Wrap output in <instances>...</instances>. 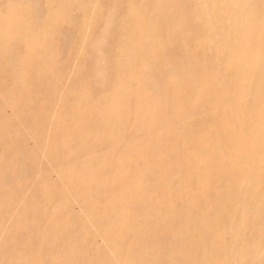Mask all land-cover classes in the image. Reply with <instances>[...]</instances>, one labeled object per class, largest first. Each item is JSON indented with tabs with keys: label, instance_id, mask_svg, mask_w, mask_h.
I'll return each instance as SVG.
<instances>
[{
	"label": "bare ground",
	"instance_id": "bare-ground-1",
	"mask_svg": "<svg viewBox=\"0 0 264 264\" xmlns=\"http://www.w3.org/2000/svg\"><path fill=\"white\" fill-rule=\"evenodd\" d=\"M32 1H30V3L28 4V2L24 3L25 0H19V1H17V0L8 1L7 0L8 3H6V4H8V5H7V8L5 9V11H2V9H0V110H2V112H5L7 109H9V107L13 106L14 104L16 105V103H17L16 95H18L17 94L18 92L23 90V86H24L22 84L23 81L21 79L24 80L28 74H31V77H32V79L34 81L39 80V79H47V80H49V82H51L52 79H54V77H56L57 70H58L59 67H61L62 69L64 68L62 72H64V71L68 72V74H66L67 76L65 75V77L60 79L62 82H64L63 83L64 87H63L62 90H59L58 93H57V95L59 96V100H58L57 106H60L62 104V101L65 99L66 90H68V88H70V87H73V81H72L73 78H74L73 76L76 74V72L79 69V66L81 64L80 61L78 63L77 60H76V55L75 56L73 55V57H75V58L72 61L69 60V61L65 62V59H63L65 63H63L62 65L59 64L58 63V58L56 59L57 55L55 56V54L57 52L52 51V48L54 49L55 46L52 47L50 43L47 44L45 42L46 39L50 40V38L52 37L53 32H54V30H53L54 28L53 27H55L57 25V23L60 24L59 22L64 21L65 23L67 22L69 24H73L74 21H76L77 19H80L83 15L85 16L84 18L86 20L83 17L82 18H83L84 21L80 19L81 20L80 22L81 23H82V21L86 22L85 24L87 26V33L85 34L84 43H83V46L81 47V49L86 44H87L86 48H88L89 47L88 43H89V41H91V39L93 37H95L96 42H97V40L100 42V44L99 45H95V47L96 46L103 47V44L109 38V33L112 32V30H111V28L113 26L112 18L114 16V13L113 12L111 13V11H109L106 14V11L104 12L103 9H102V6H101L103 2L100 5L101 1H99V0H35L34 3H32ZM138 1L141 2V3H145L146 5H148V2H149V6L152 5L150 11H151V13L153 15L156 16V18H155V16H153L152 20L156 19V22L152 23L151 25H154L156 28H158V26L160 25L159 21L163 17L166 18V16H168V17H170V18L175 20V18L179 19L183 15V11L182 12L179 11L181 14H177L176 12H174L175 10L172 11L171 9H170L171 12L169 11V13L165 14L164 11H166V8L169 10V7L164 8L165 10L163 9V13L160 10L163 7H165V6L162 5V4H164V2H174L176 0H138ZM185 1H187V2L190 1L191 3H193L194 9H192V10H193V14L196 17L195 19H197L196 21L201 23L204 27H208L209 26V28H210L209 38H210L211 45H212V42H217L216 48L219 49V51L221 53L225 54L228 59H232V62H233V59L236 60V63L238 62L237 64L239 65V67H243V70L240 71L237 74L238 81L242 80L241 82L239 81L241 83V86L237 84L238 88H236V90H239V92L235 93L232 98H229V102L228 103L226 102V103L222 104L221 106L216 104L215 100H217V99L214 100V98H216L215 95L217 97H218V95L215 94L214 91L212 92V88L209 89L207 87L208 85L206 86L208 88L206 90H203L202 87H199V86L197 87L198 90L196 89V87H194V92L195 93H196V91L198 92L195 95V99L199 100L200 96L202 97L203 94H206L207 97H205V98H207L206 100L208 101L209 104H207V102H205V100H203L204 102L201 101L200 105H202V103H203V105H204V103H206L208 105V107L210 108L211 113L214 112L213 114H215V112H219L220 111L219 109H221V112L225 111L227 113L226 110L228 108H230L229 110H231L232 106H234V105H236V106L238 105L239 106V103L245 105L246 109H250V105L255 103V100L259 96V91L263 87L259 83H256L253 78L255 76L256 77H258V76L260 77L261 74L264 72V67H263V65H264V0H185ZM123 2H125V0ZM123 2H122V5H123ZM139 2H137L136 5L134 3V5L136 6V7L134 6V10L137 8V5H138ZM119 3L121 4V0H119ZM126 3H125V5H128ZM260 3H262L261 7H259ZM116 4L118 5V1H117ZM182 4L181 5L178 4L179 7L182 8ZM175 5L177 7V4H175ZM183 6H184V4H183ZM185 6H186V4H185ZM185 6H184V9L186 8ZM118 7H120V6H118ZM140 7H141V4H140V6H138V8H140ZM144 7H145V9L148 8V7L146 8V6H143V8ZM176 7H173V8H176ZM181 8H180V10L183 9V8L182 9ZM123 9L125 10V8H123ZM145 9H144V11H145ZM138 10H140V9H138ZM138 10L136 9L137 12H138ZM185 10H187V8ZM188 11H189V9H188ZM104 14H105V17H104ZM134 14H135L134 17H132V18L139 20L140 14H137V13H134ZM146 14H148V13H146ZM121 16L122 15H120L119 18L123 17V16L122 17ZM188 17L189 16H187L186 18H188ZM133 19H130V21L135 23L134 22L135 20L132 21ZM167 21H165V22H167ZM64 22H63V24H64ZM129 22H128V25L130 24ZM81 23H80V25H81ZM146 23L143 22V21H142V23L140 22V24H141L140 27H139L140 31H138L136 33L135 32L129 33L128 37H127V40H129L134 45H137L138 41L142 40V39H145V42H146V39L149 38V35H150V32H151V31L149 32V28L146 27ZM77 24H79L78 20H77ZM136 24H138V23L136 22L135 24H133L132 28L136 27ZM123 25H121V26H123ZM60 26H61V24H60ZM121 26H118V28L121 29ZM130 26H131V24H130ZM168 26H169V24H168ZM98 27H100L99 31L96 32ZM115 27H116V25H115ZM165 28L167 29L168 27L166 26ZM80 29H81V26H80ZM114 30L117 31V29H114ZM122 30H123V28H122ZM122 30H121V33L125 32V34H127L126 31L122 32ZM76 31L78 32L79 30H77V28H76ZM208 31H209V29H208ZM119 32H120V30H118V33ZM100 34H101V36H99ZM185 34H187V32H185ZM54 35L56 36V34H54ZM77 35H78V33H77ZM118 35H120V33ZM196 35H197V32H196ZM122 36H123V34H122ZM181 36L183 37L182 34H181ZM185 37H186V35H185ZM78 38H79V36H78ZM54 39H52V40H54ZM119 39H120V36H119ZM81 40H83V38ZM58 41H59V38H58ZM58 41L56 39V42H58ZM115 41H117V40H115ZM115 41L113 40V43H115ZM202 42H203V40H202ZM22 43L25 44V46L27 47V52H28V54H27L28 55V57H27L28 60L22 57V59H25V61H23L22 59H19L17 57V54L15 53L16 52V46H18L19 44H22ZM54 43H55V41H54ZM74 43H76V41ZM125 43H127V42H125ZM125 43H123V47H124ZM24 44H22L23 48H24ZM111 45H112V43H111ZM116 45H118V42H117V44L115 43V48H116ZM119 45H121V44H119ZM185 45H188V43H185ZM107 46H108V44H107ZM127 46H125V47H127ZM26 47H25V49H26ZM146 47H147V45H146ZM20 48H21V45H20ZM105 48H107V47H105ZM118 48H120V47H118ZM59 49H60V47H59ZM90 49L92 51L95 50V49L93 50L92 48H90ZM90 49H88V51H90ZM164 49H166V47H164ZM152 50H154V48ZM19 51H20V49H19ZM23 51H26V50H22V53H25ZM74 51H76V50H74ZM78 51H77V54H79ZM81 51H83V50H81ZM95 51L97 52V47H96ZM109 51H108V53H106L107 55L110 54ZM94 52H91V53H94ZM96 52L94 53V55L97 54ZM110 52L112 53V51H110ZM113 52H114V55L117 56L115 54V52H117V51H113ZM118 52H120V51H118ZM153 52H151V53L153 54ZM195 52H196V50H195ZM81 53L82 54L84 53L85 55H89V54H86V50H85V52H81ZM104 53L105 52L103 50L99 51V56H98V60H97V63L100 65V67L103 66L102 68H104L108 63L110 64V62L106 63V56H105ZM124 53H126V49H125ZM124 53H121V54L124 55L123 57H125V58H123V57L122 58L125 60L127 56ZM132 53H133V51H132ZM142 53H144V52H142ZM149 53H150V51H149ZM154 54H153V57H154ZM66 55L69 56L70 54L66 53ZM110 55L113 58L114 55L113 54H110ZM84 56L80 55V56H77V57L78 58L80 57V59H81V57H83V59H84ZM183 56H184V54H183ZM111 57H110V59L112 60ZM118 57H120V56L118 55ZM118 57H114V58H118ZM137 57H139V56H137ZM65 58H67V57H65ZM86 58L87 57H85V59ZM127 58H130V60H132L134 57L131 58V56H130V57H127ZM68 59H70V58H67V60ZM85 59L83 61H85ZM119 59L121 61V57ZM123 59H122V62H123ZM117 61H119V60H117ZM128 61H129V59H128ZM169 61L173 62V60H169ZM190 61L188 62V64L190 63ZM163 62H165V60ZM127 63H129V62H127ZM236 63H234V65H236ZM110 65H112V64H110ZM110 65H109V67H110ZM114 66L116 67V65H114ZM118 66H119V64H118ZM173 67H174V64L172 66L171 64L162 63V61H160V60L154 61L153 65L151 67H147L146 66V69L141 72V75L139 74L140 75L139 87L141 88V90L147 91L148 93H158L157 95H165V96H167V94H170L172 92L175 93V94L177 93L178 95H182L184 90H185V88L183 86L184 83H183V85H181L182 81L178 80L177 77L174 76V75H172V77H173L172 79L167 77L170 73L173 74L172 72H174L173 69L176 67V65H175L174 68ZM189 67L187 65V68H189ZM112 68H114V67H112ZM5 71H8L7 74L11 75V78H13V79H11V80H13V82H10L8 80L6 85L3 82V81H5V79H3V78H6V76L3 74ZM96 71H97V69H96ZM107 71H109V70H107ZM114 71H116V69ZM114 71H112V72H114ZM139 71H141V70H139ZM118 73H119V71H118ZM185 73H186V69L184 68V74ZM101 74H102V72H100V75ZM131 74L135 75V72L134 73L133 72L130 73V75ZM191 74H190V76H191ZM103 75H105V74H103ZM110 75L111 74L106 75V76H110ZM116 75L114 74V76H116ZM124 76L125 75H123V77ZM215 76H216V74H215ZM77 77H78V74H77ZM129 77H132V75L129 76ZM129 77H128V79H129ZM251 77H253V78H251ZM98 78H100V77H98ZM192 78H194V77H192ZM58 79H59V77H58ZM133 79H136V78H133ZM94 80H96V79H94ZM105 80H107V77H106ZM108 80H109V78H108ZM193 80H195V79H193ZM203 80H204V78H203ZM213 80H215V79H213ZM99 81H100V79H99ZM124 81H126V79ZM98 82H97V84H98ZM42 83H45V81H43ZM196 83L198 84V82H196ZM100 84H101V82H100ZM85 86L86 85L82 86L83 89H84ZM89 87H90V85H89ZM113 87L114 86H111L110 89L113 90ZM185 87H188L187 84L185 85ZM19 88H21V90ZM25 88H27V87H25ZM115 88H116V90L118 89L116 87V85H115ZM203 88H205V87H203ZM37 89H38V87H37ZM40 89H38V91H36L35 88H34V90L36 91L35 93L38 94ZM83 89H82V91H83ZM130 89H133V88L130 87ZM86 90L88 91V89H86ZM121 90H122V88L119 89V91H121ZM189 90H190V87H189ZM27 91H26V93H27ZM79 91L75 90L76 94H79ZM92 91H93V89H92ZM109 91L110 90L108 89V92ZM114 91L115 90H113L111 92H114ZM199 91H200V93H199ZM219 91H221V90H218V92ZM23 92H25V91H23ZM129 92H131V91H129ZM223 92H222V94H224ZM26 93H25V96L27 95ZM46 93H48V92H46ZM85 93H87V92H85ZM212 93L215 94L213 96L214 98H211ZM91 94H90V96H92ZM103 94H101V95H103ZM109 94H110V92H109ZM125 94H123V96H125ZM43 95H45V94H43ZM80 95H81V93H80ZM87 95H88V93H87ZM135 95H133V97H135ZM185 95H186V93H185ZM81 96H83V92H82ZM175 96H176L175 98H177V95H175ZM41 97H42V94L40 95L39 99H41ZM96 97H98V96L96 95ZM106 97H107V95H106ZM115 97H117V96L115 95ZM219 97H220V95H219ZM219 97H218V99H219ZM263 97H264V95H263ZM83 98H84V96H83ZM86 98L87 97H85V99ZM129 98H130V96H129ZM140 98H142V97H140ZM192 98H194V97H192ZM224 98H222V99H224ZM95 99L91 102L94 105H95L94 101H96ZM47 100H48V98H47ZM90 100H92V99L90 98ZM124 100H125V98H124ZM129 100L132 101V99H129ZM44 101H46V100H44ZM100 101H101V103L103 102V105H105V104L108 105L107 104V99L105 97H103V98L101 97L99 102ZM148 101H150V100H148ZM111 102H112V100L109 101V103H111ZM117 102H119V100H117ZM140 102H142V101H140ZM218 102H219V100H218ZM220 102H222V101H220ZM42 103L43 102H41V104ZM46 103H47V101H46ZM198 103L199 102L197 101V104ZM23 104H21V105H23ZM80 104H82L81 106H86L87 108L90 107L88 105L89 103L87 104V99H86V101L85 100L82 101V99H81V102L79 103V105ZM116 104L117 103H114V105L111 104L110 106H108L109 110L106 107H101V110H100V107H98L99 109L98 108H96V109H98V111L100 110V113H104V112H109L111 109H113L116 106L114 108L115 111H116V108L118 109V107H119ZM157 104H159V103L157 102ZM166 104H167V102L165 103V105ZM206 104H205V106H206ZM192 105H194V104L192 103ZM126 106H129V104L126 105ZM143 106L144 105H142V107L140 106V108H141L140 110H141L142 114L144 112V110L142 112V109L144 108ZM15 107H16L15 109L18 112L17 106H15ZM173 107L172 108L170 107V108L173 109ZM259 107H260V104H259ZM174 108L176 110V107H174ZM89 109H91V108H89ZM89 109H87V111ZM96 109L94 108L95 112H96ZM123 109H125V107ZM169 109H167V110L164 109V110L168 112ZM201 110L202 109H200V111ZM203 110H205V109H203ZM257 110H258V108H257ZM89 111H88V113H90ZM113 111H111V112L113 113ZM124 111H126V110L122 111L123 114H125L127 112V111L126 112H124ZM172 111H174V110H172ZM58 112L60 113V111H58ZM116 112H115V114H116ZM136 112H138V111H136ZM176 112H177V110H176ZM186 112H188V111H186ZM225 112H222V113H225ZM258 112L259 113H257V115H255L253 117L254 118L253 121L250 119V121H252V123L249 126H247V128L244 127V126H243L244 128L243 127L240 128L241 132H242V130H244L246 134H249V135H254L255 134L258 138L256 137L257 139H253L252 138L253 136L250 137L251 140L248 139V141L249 142L251 141V143H248L246 146L244 145L245 147L241 151L240 150L236 151V154L239 153V151H240V154H238V155L239 156L243 155L244 156V160L243 161L239 160V161H237V163L235 165L233 164L234 167H232L233 171L231 170V172L234 173V176H233L234 178L238 177V178H235V179L232 177L233 181L235 180L234 185H231V183H228V182L227 183L221 182L218 187L214 186L215 187L214 188V187H212V185H209L208 187L206 186L207 187L206 188L205 184H204L205 189H201V190L198 189L197 190L196 187L193 184H195V182L197 180V177H201V176H197L198 175V172H197L198 168H197V170L194 169L192 171L188 170V169H191V168H183V169H185L184 176H181V177H178V178L174 177V178L166 179L168 181V183L166 184V189L160 195L152 194L151 193V191H152L151 189H150L151 191L142 193V195L141 194H134V195L131 196L129 194H122V193L118 194L117 193L116 199L112 201L111 206H110V202H109V206L110 207L103 206L100 203L99 200L103 199V198H101L102 195L100 196L99 200H96L94 198L91 199L88 196L83 197L81 199L74 196V198H72L71 200L73 201V203L78 205L79 209L81 208V210H83L85 214L81 213L82 214L81 216L75 215L74 217L72 215V217H73V218L71 217L72 220H69L68 217H67L66 220L63 219L64 221H62V222L59 221L60 223H58V221H57V223L54 224L53 217L50 215L51 216L50 217L51 219L49 218L50 221L48 222V220H46L47 223H44V216H42V214L37 209L35 210L34 208H30L28 210H25V211H27L26 212L27 213L26 217H27V215L31 217L30 223H31V225H33V231L32 232L35 234V236L38 234L41 237L40 240L42 241V245L40 247H42V246L43 247L41 248V250H40V247H39V250H40L39 252L40 253L36 254L38 251L36 252L35 247L33 248V244H36V243H38L40 241L38 239L39 241L37 242V240H34L32 242V245H31V242H30V244H23L21 247H19V245H18L17 247L19 248V251L17 252L16 256H14V257L10 256L11 252H10V255H8L6 253L7 251L5 252V250H6L5 249L2 254L0 253V264H264V100H261V111L259 110ZM55 113H57V112L55 111ZM84 113H86V112H84ZM92 113H94V112L91 109V114ZM206 113H204V116H205ZM236 113H237V111H236ZM91 114H90V119H92L91 118V116H92ZM84 115L87 116V114H84ZM96 115H98V114H96ZM127 115H128V113H127ZM127 115H126V117H127ZM143 115H145V114H143ZM237 115H235V116H237ZM47 116H48V114H47ZM103 116L105 117V115H103ZM201 116H200L199 119H201ZM207 116H209L208 113L206 115V118H207ZM219 116H220L219 118H221L220 120H222V122H224L223 118H225L226 114H223L222 116L219 115ZM9 117H11V115H9ZM92 117H94V116H92ZM168 117L169 116H167V118ZM209 117H211V115ZM237 117H239V115ZM16 118H17V121H18L17 122L18 127L16 129H20L21 130V131H18L19 133H17V132L16 133H17V135L19 134V136L23 137V138L19 137L20 141H22L21 139H28L29 142L33 143L32 141L34 140V137H33L34 135L32 136V135L27 134L29 132V130H27V133L26 132L24 133V131H26L25 130V126H26L25 121L18 115H16ZM75 118H77V117L75 116ZM99 118H100V115H99ZM105 118L102 121L101 120L98 121L99 123H101L102 126H103V124L105 125L104 128L107 126V124H109L107 122H104ZM215 118H216V114H215ZM219 118L217 117L218 120H219ZM228 118H229V116H228ZM61 119H60V122L62 121ZM79 119H80V117H79ZM171 119L172 118L169 117L168 120L171 121ZM179 119L180 118H178L177 121H181L182 117H181V120H179ZM196 119H197V117H196ZM217 119H215V120H217ZM236 119L237 118H235V120ZM8 120L10 122V119H8ZM51 120H53V119H51ZM185 120L187 121V119H185ZM188 120H190V119H188ZM218 120H217V122H218ZM38 121H39V119H38ZM71 121H73V120H71ZM71 121H69V122H71ZM229 121H233V120L229 119ZM215 122L216 121H214L213 123H215ZM36 123H37V121H36ZM36 123H33V124H35V126H36ZM73 123L74 122H72V124ZM78 123H81V121H79ZM145 123H146V121H145ZM148 123H149V121H148ZM148 123H146V124L148 125ZM208 123H210V122H208ZM238 123L240 125V122H238ZM27 124H28V122H27ZM203 124H205V123H203ZM28 125H30V124H28ZM70 125H71V123H70ZM73 125H71V128H72ZM163 125H164L163 123H160L159 125H154L153 124L152 125L153 127H150L149 125L148 126L150 127L149 129L155 128V130L158 129V131L160 133H162L161 129H163ZM180 125H182V124H180ZM75 126H77V125L75 124ZM90 126H92V125H90ZM96 126H97V124H96ZM143 126L146 127L145 125H143ZM166 126L167 125H165V128H166ZM212 126H214V124ZM225 126H229V125H225ZM232 126L234 127V123H233ZM53 127H56V126H53ZM173 127H172V129H173ZM183 127H186V126H183ZM207 127H208V125H207ZM214 127L216 129V126H214ZM222 127H220L219 129H221ZM31 128H32V126H31ZM74 128H76V127H74ZM115 128H117V127H115ZM123 128H121V129L123 130ZM223 128H225V127H223ZM68 129H70V127ZM126 129H127V127H126ZM167 129H168V127H167ZM170 129L171 128H169V131H170ZM202 129H200V130H202ZM209 129H207L206 131H208ZM92 130H93V128H92ZM92 130H88V131L92 132ZM212 130L213 129L211 128V131ZM6 131H7V129H6ZM6 131H5V133H6ZM10 131H11V129H10ZM10 131H9L8 134L10 136L14 135V134H11ZM49 131H52V130L50 129ZM54 131H56V130H54ZM62 131H64L66 133V129H62ZM81 131H83V130H81ZM110 131L111 130H109V132ZM136 131L138 132L139 130L137 129ZM190 131H191V128H190ZM240 131H238L239 135H240ZM33 132L36 133L35 131H32L31 133H33ZM67 132H68V130H67ZM151 132L152 131H150V133H148L145 136H150V135L154 136L153 134H151ZM175 132L176 131L174 130V133ZM2 133H4V132L2 131L0 133V135ZM61 133H63V132H61ZM87 133H90V132H87ZM87 133H86V136H88ZM98 133H100V132H98ZM126 133H127V131H126ZM180 133H181V131H180ZM201 133H202V131H201ZM204 133H206V132H204ZM204 133H202V134H204ZM108 134L109 133H107V135ZM210 134L214 135V131L212 133L210 132L209 135ZM4 135H6V134H4ZM66 135H63V137L66 136ZM94 135H95V133H94ZM98 135H100V138L102 137L101 134H98ZM179 135H181V134H179ZM179 135H178V138L180 137ZM243 135H244V133H243ZM51 136H53V135H51ZM112 136H113V134H112ZM115 136H117L116 133H115ZM159 136H160V134L158 135V137L156 139H158ZM165 136H166V138H170L172 140V137H167V134ZM228 136H229V134H228ZM5 137H7V135ZM72 137H74V136H72ZM106 137H108V136H106ZM246 137L248 138L249 136L246 135ZM92 138L95 139L94 137H92ZM137 138L138 137H136V139ZM149 138H151V137H149ZM202 138H204V136ZM216 138L217 137H215V139ZM239 138H241V136ZM2 139L3 138H1V141H2ZM11 139H12V136H11ZM11 139H10V141H11ZM15 139L18 141L17 138H15ZM48 139H50V138H48ZM174 139H176V138H174ZM179 139H185V138H183V135H182V137H180ZM226 139H229V137H227ZM95 140H98V138L95 139ZM103 140H104V138H103ZM186 140H187V138H186ZM190 140H191V138H190ZM205 140L207 141V139H205ZM210 140H209V142H210ZM217 140H216V143H217ZM219 140H220V137H219ZM46 141L49 142L48 140H46ZM81 141H82V139H81ZM145 141H146V139H145ZM26 142H27V140H26ZM94 142L95 141H93V143ZM106 142L103 141L101 145L100 144H95V145L93 144L94 146H92L90 149H88L85 152V155H86L85 159H87V160H85V164H87V166L89 164L91 166L93 164V162H94V164L97 162V158H98L99 154L92 155L93 153H96L97 151H100L101 148L104 147V145H107V149H108V146H111V144H105ZM116 142L117 141L115 140V143ZM131 142H132V139H129L125 143H130V144H128V146H130L131 144H132V146H134L133 143H131ZM149 142H151V141H149ZM187 142H186V144H184L185 142L184 143L181 142V143L184 144V146H186V145L189 146L190 142H189V144H187ZM227 142H228V140H227ZM115 143H114V146H115ZM164 143H166V142L164 141ZM240 143L242 144V142H240ZM3 144H5V142ZM14 144H13V146L15 147ZM18 144H20V143H18ZM27 144H26V146H27ZM33 144H37V143H33ZM33 144H32L31 147H33ZM81 144L83 146V143H81ZM218 144H219V146L222 145V143L221 144L218 143ZM235 144H236V140H235V143H233L232 145L235 146ZM50 145L51 144L49 143L48 146H50ZM158 145H160V144H158ZM205 145H207V144H205ZM205 145L202 146V147H204L203 149H205ZM237 145H238V143H237ZM7 146H10V145H7ZM156 146H157V144H156ZM169 146H170V149H172V147H174V146H172V143L170 144V142H169ZM188 146H186V147H188ZM210 146L212 147V149L214 148L211 144H210ZM210 146L209 145L206 146V149L208 147H210ZM239 146H241V145L239 144L238 147ZM28 147H29V145H28ZM64 147H67V146H64ZM134 147L136 148V146H134ZM45 148L47 149V145H46ZM45 148H43V149L46 150ZM53 148H55V144H54ZM167 148H169V147H167ZM175 148H177V147H175ZM227 148H228V146H227ZM232 148H231V150H232ZM8 149H9V147H8ZM114 149H116V147H114ZM133 149H131V150H133ZM163 149H165V148H163ZM180 149H182V147ZM217 149H219V151H221L220 148L217 147ZM229 149H227L228 152H229ZM18 150L19 149H18V145H17L16 151H18ZM34 150H38L37 147ZM57 150H58V147H57ZM59 150H60V148H59ZM104 150H105V147H104ZM214 150H215V148H214ZM10 151H12V150L10 149ZM10 151H8L7 153H9ZM190 151H193V150H190ZM28 152H29V150H28ZM199 152H200V149H199ZM14 153H15V151H14ZM25 153L27 154V151ZM62 153H64V152H62ZM80 153H83V152L82 151H76L75 152V156L78 159L80 158V155H81ZM128 153H133V151L132 152L129 151ZM155 153H156V151H155ZM51 154H52V150H51ZM51 154H49V152L48 153H43V159L44 160H42V161H44V163H45L44 165H45L47 171H49L51 173H54V171H57L56 174L58 172L59 173H63L61 170L65 171V167L57 165L59 163V160H58V163L56 162V165H57L56 166L55 163H53V161H52V158H51L52 155ZM178 154H179V152H178ZM216 154H217V150H216ZM0 155H1V158H3L2 155L6 156V153L5 154L4 153L3 154L0 153ZM56 155H58V154H56ZM60 155H62L61 152H60ZM65 155H68V154L67 153L63 154V156H65ZM213 155H214V153H213ZM24 156H25V154H24ZM130 156H132V155H130ZM188 156L193 158L194 161H195V159L198 156V153L197 154L190 153V154H188ZM16 157H18V156H16ZM29 157H30V155H29ZM175 157H178L177 154H176ZM172 158H173V156H172ZM203 158L204 157H202V159ZM209 158L212 159L210 156H209ZM13 159H11V160H13ZM206 159H208V157ZM227 159H229V158H227ZM212 160H210V161H212ZM0 161H2V160H0ZM60 161H62V160H60ZM130 161L131 160L129 159V162ZM222 161H224V160H222ZM235 161H236V159H235ZM139 162H141V161H139ZM203 162H205V161H203ZM208 162H209V160H208ZM79 163H81V162H79ZM211 163H213V161ZM197 164H195L194 166H196ZM209 164H210V162H209ZM134 165H136V164H134ZM134 165H132V167ZM227 165H228V162H227ZM227 165H226V167H227ZM7 166H9V165H7ZM78 166L81 167L82 164H80ZM130 166L129 167L127 166V168L130 169ZM6 167H4L5 168L4 170H6ZM91 167H93V166H91ZM209 167H210V165H209ZM226 167L224 169V164H223V170H227ZM22 168H24V166H22ZM151 168H152V166H151ZM16 169H19V168H16ZM98 169H99V167H98ZM152 169L155 170L154 168H152ZM73 170H75V169H73ZM110 170L111 169H109V171ZM199 170H200V168H199ZM14 171H15V168H14ZM129 171L131 172V170H129ZM206 171H207V169H206ZM208 171H209V169H208ZM19 172H20V170H19ZM66 172H67V175H69V177H71L70 174H69L71 172V169H70L69 173H68V170ZM66 172H65V174H66ZM228 172H226V173H228ZM6 173H7V171H6ZM42 173H43V171H42ZM73 173H74V171H73ZM88 173H90V171ZM88 173L86 175H89ZM208 173H210V172H208ZM223 173H225V172H223ZM226 173L224 175H226V177H227ZM4 174H5V172H4ZM20 174H21V172H20ZM20 174H19V176H20ZM125 174H127V173H125ZM167 174H169V172H167ZM53 175H55V174H53ZM98 175H100V173ZM210 175L212 176L211 173H210ZM217 175L220 177L219 174H217ZM217 175H215V176H217ZM231 175H232V173H231ZM57 176H58V174H57ZM76 176H77V174L75 175V177ZM6 177H7L6 175L3 176V178H1V176H0V181L4 180ZM14 177H16L15 174H14ZM72 177H73V175H72ZM154 177L155 176H153V178ZM19 178H21V177H19ZM78 178L76 179L75 182H77L80 179V178L79 179ZM106 178H107V175H106ZM108 178H109V172H108ZM138 178H140V177H138ZM229 178H231V177H229ZM52 180L53 179H52V175H51V181ZM61 180H63V179H61ZM89 180L90 179H88V181ZM98 180H100V179H98ZM208 180H210V179H207V182H208ZM219 180H220V178H219ZM222 180L223 179L221 178V181ZM68 181L71 182V180H68ZM123 181H124V179H123ZM226 181H228V179ZM52 182H54V181H52ZM62 182L63 181H61V183ZM152 182H154V181H152ZM197 182H199V181L197 180ZM45 183L46 182H44V184ZM96 183H97V181H96ZM103 183L101 182V184H103ZM71 184H73V181H72ZM69 185H70V183H69ZM69 185H68V188L70 187ZM184 185L186 187H184ZM59 186H58V188H59ZM85 186H87V184ZM94 186L96 187V185H94ZM159 186L160 185H158L157 187H159ZM36 187H38V186H36ZM64 187H65V185H64ZM64 187H63V189H64ZM161 187H162V184H161ZM106 188H107V190H109V191H107V194L109 192L110 193L112 192L111 194H113V191H115V190L112 191V190L108 189L109 188L108 185H107ZM160 188H158V189H160ZM65 190H66V188H65ZM49 191H51V188L48 189V192ZM72 191L73 192H71V193H74V189ZM71 193H70V195H71ZM97 193H98V191H97ZM110 193L108 195H110ZM5 194H6L5 198L7 196H9V193L7 192V190L4 187L0 186V198H3V195H5ZM107 194L103 195V197H106ZM50 195L52 196V194H50ZM72 195H71V197H72ZM54 196H55V193H54ZM54 196H52V197H54ZM57 196H58V194H57ZM61 197H63V196H61ZM25 198H26V196H25ZM40 198H42V196ZM17 199L19 200V196H18ZM23 199L24 198L22 196V201H23ZM64 199H62V200H64ZM31 200L35 201L36 198L31 199ZM53 200H51V201L53 202ZM103 200H105V199H103ZM51 201L48 200V203L51 202ZM31 202H33V201H31ZM33 203H31V204H33ZM38 203H37V205H38ZM70 203H72V202H70ZM73 203H72V205H73ZM12 204H14V203H12ZM51 204H53V203H51ZM6 205L9 206L8 204H6ZM17 205H18V203H17ZM17 205L15 203L16 207H17ZM34 205H35V203H34ZM12 206L10 205L11 208H12ZM22 206L25 207V205H22ZM92 207H97V209L92 208ZM14 209L16 210L15 207H14ZM20 209H21V207H20ZM20 209H19V211H20ZM60 210L62 211V208H60L57 212H59ZM66 211H67V209H66ZM16 212L14 211V213H16ZM23 212H24V210H23ZM41 212H43V211H41ZM64 212H65V208H64ZM53 213H54V211H53ZM59 214H60V216L62 215L61 213H59ZM5 215H6V213H5ZM16 215H18V214H16ZM68 215L69 214H65V216L64 215L63 216L66 217ZM8 216H9V214H8ZM82 216H83V218H82ZM11 218H12V216L9 218V220H11ZM20 221H21L20 223L22 224V220L21 219H20ZM23 221H24V219H23ZM11 222H12V220H11ZM17 223H18V221H17ZM14 225H16V224L14 223ZM6 226H7V224H6ZM18 227L20 229L21 226H18ZM253 227H256V229L258 230V235L255 238L250 237V234H249V230L251 228H253ZM13 228H14V226H13ZM21 229H25V228H23V226H22ZM17 233H18V231H17ZM7 235H8V231L3 229L0 237L4 238ZM29 235H30V233H29ZM90 236H92V238H93L92 239L94 241L93 243L94 244L96 243L95 245H89L90 243L88 241L89 240L88 238ZM20 237H22V236L20 235ZM25 242H28V241H25ZM8 244H10V243H8ZM13 244H11V245H13ZM9 251H11V249ZM12 253H14V252H12Z\"/></svg>",
	"mask_w": 264,
	"mask_h": 264
},
{
	"label": "rangeland",
	"instance_id": "rangeland-1",
	"mask_svg": "<svg viewBox=\"0 0 264 264\" xmlns=\"http://www.w3.org/2000/svg\"><path fill=\"white\" fill-rule=\"evenodd\" d=\"M8 1H10V0H8ZM17 1H19V0H17ZM30 1H32V0H25L24 3L28 2V4H29ZM99 1H101L100 5L103 2L102 5H101L103 11L104 12L106 11V14H107V12L111 11V13L112 12L114 13V16L112 18V23H113V26L111 28L112 32L109 33V38L107 39V41H105V43L103 44V47L96 46L97 47V52L95 51L96 50L95 45H99L100 42L98 40L96 42L95 37H93L91 39V41H89V43H88L89 47L88 48H86L87 47L86 46L87 44H86L84 46L85 48L83 47L84 49L83 48L81 49V47L83 46V43H84L85 34L87 33V26L85 24L86 22H83L84 21L83 18L85 17L84 15L82 16L83 18L82 17L80 18L81 20H83L82 23L80 22L81 21L80 19H77L79 24H77V20L74 21L73 24H69L67 22L65 23L64 21L59 22L62 27L60 26V24L57 23V25H56L57 27L56 26L53 27L54 28L53 29L54 32H53V35L50 38V40H47V39L45 40V42L47 44L50 43L52 47L55 46L54 49L52 47L51 48H52V51L57 52L55 54V56L57 55L56 59L58 58V63L59 64L62 65L63 63H65V62H67L69 60L72 61L75 58V57H73V55L74 56L76 55L77 62L79 63V61H80V63H81L80 66H79L78 71L73 76L74 77L73 80H72L73 81V87H70V88H68V90H66V93H65L66 96H65V99L62 101V104L60 106H57V103H58V100H59V96L57 95V93H58L59 90H62L63 87H64V84H63L64 82H62L60 79L65 77V75L68 74V72L67 71L62 72L64 68L62 69L61 67H59L58 70H57L56 77H54L55 80L52 79L51 82H49V80H47V79H39V80L34 81L32 79V77H31V74H28L24 80L21 79L23 81L22 84L24 86H23V90L18 92L17 93L18 95H16V97H17L16 105L14 104L13 106L9 107V109H7L5 112H2V110H0L1 111L0 112V133L2 131L4 132V133H2L0 135V137L3 138L2 141H1V138H0V150H1L0 153L1 154H3V153L5 154L6 153V156L2 155L3 158H1V155H0V160L3 161V162L0 161V166L2 167V168L0 167V176H1V178H3V176H5V175L7 176L4 180H2L3 182L0 181V186L4 187L7 190V192L9 193V196H7L6 198H5L6 194L3 195V198H0V207L2 208V209L0 208V235H1L3 229L8 231V235L7 236H5L4 238L0 237V240H1L0 241V253L1 254L6 249L5 252L7 251L6 253L8 255H10V252H11L10 256L14 257V256H16L17 252L19 251V248L17 247L18 245H19V247H21L23 244H30V242H31V245H32V242L34 240H37V242L40 240L41 237L38 234L35 236V234L32 232L33 231V225H31V223H30L31 217L28 216V215L26 217V214H27L26 212L27 211H25V210H28L30 208H34L35 210L37 209L42 214V216H44V223H47L46 220H48V222H49L50 219H51L50 218L51 216L53 217L54 224L57 223V221H58V223H60L59 221L62 222L64 220H66L67 217H68L69 220H72V218L75 215L81 216L82 214H85L84 211L81 210V208L79 209V206L76 205L75 203H73V201L71 200L72 198H74V196L77 197V198H80V199L83 198V197L88 196L91 199L94 198L96 200H99L100 196L102 195L101 198H103L105 200L100 199L99 200L100 203L103 206L110 207L112 201L116 199L117 193L118 194L119 193L120 194L121 193L122 194H129V195L132 196L134 194H141L142 195V193L149 192V191L152 190L151 191L152 194L160 195L166 189V184L168 183V181L166 179L174 178V177L178 178V177L184 176L185 169H183V168H191V169H188V170H191V171L194 170V169L197 170V168H198V171H197L198 175L197 176H201V177H197V180L200 183L197 182V180H196V182H195L196 185L193 184L196 187L197 190L198 189L199 190L205 189V187L206 186L208 187L209 185H212V187H214V186L218 187L221 182H225V183L228 182V183H231V185H234L235 180L233 181V179H232V177L234 176V173L231 172V170L233 171L232 167H234V165L237 163V161H239V160L243 161L244 160V156L243 155L239 156L238 154H240V151L248 143H251V141L250 142L248 141V139L251 140L250 137L253 136L252 137L253 139H257L258 138L255 134H254L255 136L246 134L245 131L241 129L242 132L244 133V135H243V133L240 131V128H242L243 126L247 128V126H249L252 123V121L254 119L253 117L255 115H257V113H259L258 112L259 110L261 111V100H264V97H263V95H264L263 94L264 93V80H263L264 79V72L261 74L260 77L259 76L258 77L255 76L254 78L251 77V78L254 79V81L256 83H259L263 87L259 91V96L255 100V103L250 105V109H246L245 105L239 103L240 107L238 105L237 106L234 105V106L231 107L232 111L229 110L230 108H228L226 110L227 113L225 111H222V112H225V113H222L221 109H219L220 110L219 112H215V114H216V118H215V114H213L214 112L211 113L210 108L207 105L209 103L206 100L207 98H205V97H207L206 94H203L202 97L200 96L199 100L195 99V95L198 92L197 91H196V93L194 92V87H196V89L198 90L197 87L199 86V87H202L203 90H206L208 88L209 89L212 88V92L214 91V93L217 94L218 97L220 95L219 99H218V97L215 94L212 93V95H211V98H214L213 96L215 95L216 98H214V100L217 99V100H215V102L219 106H221L222 104H224L226 102L228 103L229 102V98H232L235 93L239 92V90H236V88H238V85L241 86L240 82L242 80L241 81L239 80L240 82L238 81L237 74L240 71L243 70V67H239V65L237 64L238 62L236 63V60L233 59V62H232V59H228L225 54L221 53L219 51V49L216 48L217 42H212V45H211L210 38H209L210 28H209V26L208 27H204L201 23L196 21L197 19H195L196 17L193 14V10H192V9H194L193 3H191L190 1L187 2L185 0H182V1L181 0H176L178 3L176 1H174V2H164L165 5L164 4H162V5L165 6V7L160 9L162 11V13H163V9L164 8L169 7V10L166 8L167 12L164 11L165 14L169 13V11L171 9L172 11L175 10L174 12H176L177 14H181L180 12L183 11V15L179 19L175 18V20L177 22L174 19H172V18H170L168 16H166V18L163 17L159 21L160 25L158 26V28H156L154 25H151L152 23L156 22V19L152 20V17L155 16V15H153L151 13V11H150L152 5L149 6V2H148V5H146L145 3H141L138 0H125V2H123L124 0L123 1L121 0V4L119 3V0H99ZM117 1H118V5L116 4ZM34 2H35V0L32 1V3H34ZM122 2H123V5H122ZM137 2H139V3L137 5L136 9L137 10L140 9V10H138V12L136 11V9L134 10V6L136 5ZM6 3H8L7 0H0V6H1L0 9H2V11H5V9L7 8L8 4H6ZM125 3L128 4L130 7L128 5H125ZM134 3H135V5H134ZM182 3L184 4V6L186 4L185 7L187 8V10H185L186 8L184 9V6H183ZM140 4H141V7L138 8V6H140ZM175 4H177V7H176ZM178 4L179 5L182 4V8L183 9L181 7H179ZM261 4L262 3H260L259 7L262 6ZM142 5L146 6V8L147 7L148 8L145 9V7L143 8ZM118 6H120V7H118ZM173 7H176V8H173ZM123 8H125V10ZM180 8L182 10H180ZM144 9H145V11H144ZM188 9H189V11H188ZM134 13L140 14L139 20L132 18L135 15ZM146 13H148V14H146ZM120 15H122L123 17L121 16L122 18H119ZM187 16H189V17L186 18ZM104 17H105V14H104ZM155 18H156V16H155ZM120 19L121 20L123 19L122 21L124 23ZM130 19H133L132 21L135 20L134 22L138 23V24H136V27L132 28V25L135 24V23L131 22ZM142 21L145 22V23L147 22L146 23V27L149 28V32L150 31L151 32H150L149 38H147L148 40L146 39V42H145V39H142V40L138 41L137 45H134L129 40H127V37H128V34L131 33V32H135L136 33L138 31H140L139 27L141 25L140 22L142 23ZM165 21H167V22H165ZM63 22H64V24H63ZM128 22L131 24V26H130V24L128 25ZM80 23H81V25H80ZM168 24H169V26H168ZM79 25L81 26V29H80ZM115 25H116V27H115ZM121 25H123V26H121ZM118 26H121V29L118 28ZM166 26L169 29L168 28L166 29L165 28ZM76 28H77V30H79L78 32L76 31ZM99 28L100 27H98L96 32L99 31ZM122 28H123V30H122ZM114 29H117V31H115ZM208 29H209V31H208ZM118 30H120V32H119L120 35H118L119 34ZM121 30H122V32L126 31L127 34H125V32L121 33ZM185 32H187V34H185ZM196 32H197V35H196ZM77 33H78V35H77ZM54 34H56V36ZM122 34H123V36H122ZM181 34L183 35V37L181 36ZM185 35H186V37H185ZM78 36H79V38H78ZM99 36H101V34ZM119 36H120V39H119ZM58 38H59V41H58ZM82 38H83V40H81ZM52 39H54V40H52ZM56 39H57L58 42H56ZM113 40L114 41L117 40V41H115L116 44L118 42V45H116V48H115V43H113ZM202 40H203V42H202ZM54 41H55V43H54ZM75 41H76V43L77 42L78 43L77 44L74 43ZM125 42H127V43H125ZM184 42L188 43V45H185ZM111 43H112L113 46L111 45ZM123 43H125L124 47H123ZM22 44H24V43H22ZM22 44H19L18 46H16V52L15 53L17 54V57L19 59H22V57L27 59V57H28V55H27L28 54L27 47L24 44V48H23ZM107 44H108V46H107ZM119 44H121V45H119ZM20 45H21V48H20ZM146 45H147V47H146ZM125 46H127V47H125ZM25 47H26V49H25ZM59 47H60V49H59ZM105 47H107V48H105ZM118 47H120V48H118ZM152 47L154 48V50H152L153 49ZM164 47H166V49H164ZM90 48H92L93 50L95 49L94 51L97 54L94 55L95 52L92 51ZM19 49H20V51H19ZM21 49L22 50H26V51H23L25 53H22ZM73 49L76 50V51H74ZM88 49H90V51L94 52V53H91L90 51H88ZM125 49H126V53H124ZM194 49L196 50V52H195ZM81 50H83V51H81ZM85 50H86V54H89V55H85L84 53L83 54L81 53V52H85ZM102 50L105 52L104 54L106 56V63L110 62V64H112L113 66L108 63L104 68H102L103 66L100 67V65L97 63L98 56H99V51H102ZM109 50L112 51V53ZM77 51H78L79 54H77ZM108 51H109L110 54H113V55H114L113 51H117V52H115V54L117 56L114 55L113 58H112L110 54H108V55L106 54V53H108ZM118 51H120V52H118ZM132 51H133V53H132ZM149 51H150V53H149ZM142 52H144V53H142ZM151 52H153V54L155 53L154 57H153V54ZM66 53H68L70 55L67 56ZM121 53H124L127 57L131 56V58L132 57H134V58L132 60H130V58L126 57V59L124 60L123 58H125V57H123L124 55H122ZM183 54H184V56H183ZM80 55L81 56L85 55L84 59H85V57H87L85 59V61H83L84 60L83 57H81V59H80V57L79 58L77 57V56H80ZM118 55L121 57V61H120V59H119L120 57H118ZM137 56H139V57H137ZM65 57L70 58V59L67 60V58H65ZM110 57L112 58V60L110 59ZM114 57H118V58H114ZM25 59H22V60L25 61ZM63 59H65V62H64ZM122 59H123V62H122ZM128 59H129V61H128ZM117 60H119V61H117ZM157 60H160V61H162V63H165V64H171L172 66L174 64V67L176 65L175 68L173 67L174 68L173 71L175 73L172 72L173 74L170 73L167 77L172 79L173 78L172 75H174V76L177 77L178 80L182 81L181 85H183V83H184L183 86H184L185 90H184L182 95H178L177 93L175 94V93L172 92L170 94H167V96H165V95H157L158 93H148L147 91L141 90V88L139 87V80H140L139 78H140L141 72L146 69V66L147 67H151L153 65V62L157 61ZM164 60H165V62H163ZM169 60H173V62L169 61ZM188 60L189 61L191 60L189 64H188V62H189ZM127 62H129V63H127ZM234 63H236V65H234ZM118 64H119V66H118ZM109 65H110V67H109ZM114 65H116V67ZM187 65H188V67L190 65L191 66L189 68H187ZM111 66L114 67L116 69V71H114L115 69L112 68ZM263 67H264V65H263ZM184 68L186 69V73L185 74H184ZM96 69H97V71H96ZM107 70H109V71H107ZM117 70L119 71V73H118ZM139 70H141V71H139ZM112 71H114L115 73L112 72ZM100 72H102L101 75H100ZM132 72L133 73L135 72V75L131 74L132 77H129V76H131L130 73H132ZM7 73H8V71H5L3 73L6 76V78H3V79H5V81H3L5 85L7 84L8 80L10 82H13V80H11L13 78H11V75H8ZM77 74H78V77H77ZM103 74H105V75H103ZM109 74H111L110 75L111 77L110 76H106V75H109ZM114 74L115 75L117 74V75L114 76ZM190 74H191V76H190ZM215 74H216V76H215ZM123 75H125L124 76L125 78L123 77ZM58 77H59V79H58ZM98 77H100V78H98ZM106 77H107V80H105ZM128 77H129V79H128ZM192 77H194V78H192ZM108 78H109V80H108ZM133 78H136V79H133ZM203 78H204V80H203ZM94 79H96L97 81L94 80ZM99 79H100V81H99ZM125 79H126V81H124ZM193 79H195V80H193ZM213 79H215V80H213ZM43 81H45V83H42ZM97 82H98V84H97ZM100 82H101V84H100ZM196 82H198V84ZM186 84H187L188 87H185ZM83 85H86L84 87V89L82 87ZM89 85H90V87H89ZM115 85L118 88L117 90L115 88ZM36 86L38 87V89L41 88L38 94L35 93L36 91H38ZM111 86H114L113 90H115L114 91L115 93L111 92V91H113L112 89H110ZM215 86L216 87L218 86L219 88L217 87L218 88L217 89ZM25 87H27V88H25ZM130 87L133 88V89H130ZM189 87H190V90H189ZM203 87H205V88H203ZM34 88H35L36 91L34 90ZM85 88L88 89V91ZM120 88H122L123 91L122 90L119 91ZM19 89L21 90V88H19ZM82 89H83V91H82ZM92 89H93V91H92ZM108 89L110 90L109 91L110 94L108 92ZM75 90H78V91L80 90L79 94H76ZM218 90H221V91L218 92ZM23 91H25V92H23ZM26 91H27V93H26ZM81 91L83 92L84 98H83V96H81L82 95ZM129 91H131V92H129ZM46 92H48L49 94L46 93ZM85 92H87L89 96ZM191 92L192 93L194 92L195 94L194 93L192 94ZM222 92L224 94H222ZM25 93L28 96L27 95L25 96ZM80 93H81V95H80ZM185 93H186V95H185ZM199 93H200V91H199ZM41 94H42V97H41V99H39ZM43 94H45V95H43ZM90 94L92 96H90ZM101 94H103V95H101ZM123 94H125L126 97L123 96ZM96 95L98 97H96ZM106 95H107V97H106ZM115 95L117 97H115ZM133 95H135V97H133ZM175 95H177V98H175L176 97ZM190 95L192 97H194V98H192ZM129 96H130V98H129ZM85 97H87L86 99H87V104L89 103L88 104L90 106L89 108H91L93 110V112H94L92 114H91V109L87 108L86 106H81L82 104L79 105V103L81 102V99H82V101L83 100L86 101ZM101 97L102 98L105 97L107 99V104L108 105H106V104L103 105V102L102 103H101V101L99 102ZM140 97H142V98H140ZM221 97L222 98L225 97V98L222 99ZM47 98H48V100H47ZM90 98L92 100H90ZM93 98L96 100V101H94L95 105L93 103H91L94 100ZM124 98H125V100H124ZM129 99H132V101L129 100ZM44 100H46L47 103ZM110 100H112L111 103H109ZM117 100H119V102H117ZM148 100H150V101H148ZM203 100H205V102H207V104L204 103V105H203V103H202V105H203L202 106L200 104H201V101L204 102ZM218 100H219V102H218ZM140 101H142V102H140ZM197 101L199 102L198 104H197ZM220 101H222V102H220ZM41 102H43V103L45 102V103L41 104ZM157 102L159 104H157ZM166 102H167V104H166L167 106L165 105ZM114 103H117L116 105L119 106L118 109L116 108L117 112L114 109L116 107L115 106L114 108L112 107L113 109H111L109 112L100 113L101 107H106L109 110L108 106H110L111 104L114 105ZM192 103L194 105H192ZM21 104H23V105H21ZM128 104H129V106L131 105L130 107L132 109L129 106H126ZM205 104H206V106H205ZM259 104H260V107H259ZM142 105H144L143 106L144 108L142 109V112L144 110L143 114H145V115H143L141 113V110H140L141 109L140 106L142 107ZM15 106H17L18 112L15 109L16 108ZM173 106L176 107V110H177L178 113L176 112V110H175V108ZM81 107L82 108L84 107V108L82 109ZM98 107H100L99 111H98V109H99ZM124 107H125V109H123ZM170 107L171 108L173 107V109H171ZM94 108L95 109L98 108V109H96V112H95ZM190 108L191 109L193 108V109L191 110ZM257 108H258V110H257ZM87 109L90 110V111L88 110L90 113H88ZM164 109H166V110L169 109L168 110L169 113L167 111H165ZM200 109H202V110L200 111ZM203 109H205V110H203ZM113 110L116 112V114L117 113L118 114L116 115ZM123 110H126L127 112L124 111L126 113L123 114L122 113ZM172 110H174V111H172ZM55 111L57 113H55ZM58 111H60V113ZM111 111H113V113ZM136 111H138V112H136ZM186 111H188V112L190 111V112L188 113ZM236 111H237V113H236ZM84 112H86V113H84ZM206 112L208 113L209 116L211 115V117L207 116V118H206V115H207ZM228 112L229 113L231 112V113L229 114ZM127 113H128V115H127ZM204 113H206L205 116H204ZM47 114H48L49 117L47 116ZM84 114H87V116L84 115ZM90 114L92 116H94V117L91 116L92 119H90ZM96 114H98V115H96ZM223 114H226L225 118H223L224 122H222V120H220L221 118H219L220 117L219 115L222 116ZM237 114L239 115V117H237L238 116ZM9 115H11V117H9ZM16 115L20 116L26 123V126H25V130L26 131L23 130L24 133L25 132L27 133V130H29V132L27 134L32 135V136L34 135L33 136L34 140L32 142L33 143H37V144H33V143L29 142L28 139H21L22 141H20L19 137H21V136H19V134L17 135V133H19L18 131H21V130L20 129H16L18 127V124H17L18 121H17ZM99 115H100V118H99ZM103 115H105L106 118ZM122 115L123 116L125 115V116L123 117ZM126 115H127V117H126ZM235 115H237V116H235ZM75 116L78 119L75 118ZM167 116L172 118L171 121L168 120L169 117L167 118ZM200 116H201L202 120L199 119ZM228 116H229V118H228ZM79 117H80V119H79ZM181 117H182L183 121L181 120ZM196 117H197L198 120L196 119ZM217 117L219 118L220 121L217 119ZM234 117L237 118L236 120L238 122H240V125L235 120ZM104 118H105L104 122L109 123V124H107V126L105 128H104L105 125L103 123H102L103 124V126H102L101 123L98 122L99 120H101V121L104 120ZM178 118H180L179 120H181V121H177ZM8 119H10V122H9ZM38 119H39V121H38ZM51 119H53V120H51ZM60 119L62 120L61 122H60ZM185 119H187V121ZM188 119H190V120H188ZM215 119H217L218 122ZM229 119L233 120V121H229ZM250 119L252 121H250ZM71 120H73V121H71ZM36 121H37V123H36ZM69 121H71V122H69ZM79 121H81V123H78ZM145 121H146V123H148V121H149L148 125L150 127H153L152 126L153 124L154 125H159L160 123H163L164 124L163 125V129H161L162 133H160L158 131V129L155 130V128L149 129L150 127L145 123ZM214 121H216L217 123L216 122L213 123ZM27 122L30 125H28ZM72 122H74L73 123L74 125L72 124ZM208 122H210V123H208ZM33 123H36V126ZM70 123H71V125H73L76 128H74L73 126L71 128ZM203 123H205V124H203ZM212 123L214 124V126H216V129H215L214 126H212L213 125ZM233 123H234V127L232 126ZM75 124L77 126H75ZM96 124H97V126H96ZM180 124H182V125H180ZM90 125H92L93 127L90 126ZM143 125H145V126L147 125V126L144 127ZM165 125H167L166 128H165ZM207 125H208V127H207ZM225 125H229V126H225ZM31 126H32V128H31ZM53 126H56V127H53ZM183 126H186V127H183ZM222 126L225 127V128H223ZM69 127H70V129H68ZM115 127H117V128H115ZM126 127H127V129H126ZM167 127H168V129H167ZM172 127H173V129H172ZM189 127L191 128V131H190ZM210 127L213 129L212 131H211ZM220 127H222L223 129L222 128L219 129ZM92 128H93L94 131L92 130ZM121 128H123V130ZM169 128H171L170 131H169ZM6 129H7V131H6ZM10 129H11V131H10ZM30 129L32 131H35L36 133H34V132H33L34 134L31 133L32 131ZM50 129L52 131H49ZM62 129H66V133L64 132L65 130L62 131ZM80 129L83 130V131H81ZM101 129L102 130L104 129V130L102 131ZM137 129L139 130L138 132L136 131ZM200 129H202V130H200ZM207 129H209V130L206 131ZM54 130H56V131H54ZM67 130H68V132H67ZM88 130H92V132L88 131ZM109 130H111V131L109 132ZM174 130L176 131L175 133H174ZM5 131H6V133H5ZM9 131H10L11 134L15 135V136L11 135L12 139H11V136L8 134ZM86 131L90 132V133H87ZM126 131H127V133H126ZM150 131H152L151 134H153L154 136H152V135L145 136L148 133H150ZM180 131H181V133H180ZM201 131H202V133H204V132H206V133L202 134ZM213 131H214V135H212V134L209 135V133L210 132L212 133ZM238 131H240V135L238 134L239 133ZM61 132H63V133H61ZM98 132H100V133H98ZM86 133H87L88 136H86ZM94 133H95V135H94ZM107 133H109V134L107 135ZM115 133L117 134V136H115ZM4 134H6L7 137H5L6 135H4ZM62 134L63 135L67 134V135L63 137ZM98 134H101L102 137L100 138V135H98ZM112 134H113V136H112ZM159 134H160L159 138L156 139ZM166 134H167V137H172V140L170 138H166V136H165ZM177 134L178 135L181 134V135H179L180 137H182V135H183V138H185V139H179L180 137L178 138ZM228 134H229V136H228ZM51 135H53V136H51ZM246 135L249 136V137L247 138ZM72 136H74V137H72ZM106 136H108V137H106ZM203 136H204V138H202ZM214 136L217 137V138L215 139ZM240 136H241V138H239ZM14 137L17 138V139L19 138L18 141ZM47 137L50 138V139H48ZM92 137H94L95 139L98 138V140H95ZM136 137H138V138L136 139ZM149 137H151V138H149ZM219 137H220V140H219ZM227 137H229V139H226ZM21 138H23V137H21ZM103 138H104V140H103ZM174 138H176V139H174ZM186 138H187V140H186ZM190 138H191L192 141L190 140ZM10 139H11V141H10ZM81 139H82V141H81ZM129 139H132L131 143H133V145L136 146V148L134 146H132V144L130 146H128V144H130V143H125ZM145 139H146V141H145ZM205 139H207V141ZM26 140H27V142H26ZM46 140H48L49 142H47ZM102 140L104 142L107 141L105 144H111V146H108V149H107V145H104L105 150H104V147H103V148H101L100 151H97L96 153H93L92 155L99 154L98 158H97V162L95 164L93 162V164L91 165L93 167H91L90 164L87 166V164H85V160H87V159H85V156H86L85 152L88 149H90L92 146H94L95 144H100L101 145L102 142H103ZM115 140L117 141L116 143H115ZM209 140H210V142H209ZM216 140H217V143H216ZM227 140H228L229 143L227 142ZM235 140H236V144H235V146H233L232 144L235 143ZM93 141H95V142L93 143ZM149 141H151V142H149ZM164 141L166 143H164ZM4 142H5V144H3ZM80 142L83 143V146H82V144ZM169 142H170V144L172 143V146H174V147H172V149H170ZM181 142L182 143L185 142L184 144H186V142H187V144H189V142H190L189 146L186 145L190 149L188 147L184 146V144H182ZM240 142H242V144ZM18 143H20V144H18ZM49 143L51 144L50 146H48ZM53 143L55 144V148H53V146H54ZM114 143H115V146H114ZM218 143H220V144L222 143V145L219 146ZM237 143H238V145L240 144L241 146L238 147ZM13 144L15 145L16 148H17V145H18V149H19L18 151H16V148L13 146ZM26 144H27V146H26ZM32 144H33L34 148L31 147ZM156 144H157L158 147L156 146ZM158 144H160V145H158ZM205 144H207V145H205ZM210 144L215 148V150H214V148L212 149ZM7 145H10V146H7ZM28 145H29L30 148L28 147ZM46 145H47V149L45 148ZM204 145H205V149H206V146H208V145L210 147H208L205 150V149H203L204 147H202ZM64 146H67V147H64ZM227 146H228V148H227ZM8 147H9V149H8ZM36 147H37L38 150H34V149H36ZM57 147H58V150H57ZM114 147H116V149H114ZM162 147L165 148V149H163ZM167 147H169V148H167ZM175 147H177V148H175ZM181 147H182V149H180ZM217 147L220 148L221 151H219V149H217ZM43 148H45L46 150H44ZM59 148H60V150H59ZM130 148L131 149L134 148V149L131 150ZM231 148H232V150H231ZM10 149L12 151H10ZM199 149H200V152H199ZM227 149H229V152L230 151L231 152L229 153ZM28 150H29V152H28ZM51 150H52V154H51ZM190 150H193V151H190ZM216 150H217V154L218 155L216 154ZM237 150H240V151H239V153L236 154ZM8 151H10V152L7 153ZM14 151H15V153H14ZM26 151H27V154L25 153ZM76 151H82L83 152V153H80L81 155H80L79 159L75 156V152ZM129 151L130 152L133 151V153H128ZM155 151H156V153H155ZM177 151L179 152V154H178ZM48 152H49V154L52 155L51 158H52L53 163H55V165H56V162L58 163V160H59V163L57 165L65 167V171L61 170L63 173H59V172L57 173L58 176L56 174L57 171H54V173H51V172L47 171V169H46V167L44 165L45 163H44V161H42V160H44L43 159V153H48ZM60 152H61L62 155H60ZM62 152H64V153H62ZM189 152L192 153V154L193 153L194 154L198 153V156H197L198 159L196 158L195 161H194L193 158L188 156V154H190ZM65 153H67L68 155L63 156V154H65ZM213 153H214V155H213ZM24 154H25L26 157L24 156ZM56 154H58V155H56ZM176 154H177L178 157H175ZM29 155H30V157H29ZM130 155H132V156H130ZM208 155L213 160L210 159ZM16 156H18V157H16ZM172 156H173L174 159L172 158ZM202 157H204V158L202 159ZM207 157H208V159H206ZM128 158L131 160L130 162H129ZM227 158H229V159H227ZM11 159H13V160H11ZM235 159H236V161H235ZM60 160H62V161H60ZM208 160H209L210 164H209ZM210 160H212L213 163H211L212 161H210ZM222 160H224V161H222ZM139 161H141V162H139ZM203 161H205V162H203ZM79 162H81V163H79ZM227 162H228V165H227ZM5 163L7 165H9V166H7ZM80 164H82V166H81L82 168L80 166H78ZM129 164L130 165L131 164L132 165L136 164V165H134L132 167V165L130 166ZM195 164H197V165L194 166ZM223 164H224V169H225V167L227 165V167H226L227 170H223ZM209 165H210L211 168L209 167ZM22 166H24V168H22ZM127 166L128 167L130 166V169H128ZM151 166L155 170H153L151 168ZM4 167H6V170H4L5 169ZM13 167L15 168V171H14ZM98 167H99V169H98ZM16 168H19V169H16ZM199 168H200V170H199ZM70 169H71V172H70ZM73 169H75V170H73ZM109 169H111V170L109 171ZM206 169H207V171H206ZM208 169H209V171H208ZM19 170H20L21 174H20ZM67 170H68V173L70 172L69 174H70L71 177H69V175H67V172H66ZM129 170H131V172ZM6 171H7V173H6ZM42 171H43V173H42ZM73 171H74V173H73ZM89 171H90V173H88ZM4 172H5V174H4ZM65 172H66V174H65ZM108 172H109V178H108ZM167 172H169V174H167ZM208 172H210L212 174V176ZM223 172H225V173L228 172V173H226L227 177H226V175H224L225 173H223ZM87 173L89 175H86ZM99 173H100V175H98ZM125 173H127V174H125ZM231 173H232V175H231ZM14 174H15L16 177H14ZM19 174H20V176H19ZM53 174H55L56 176L53 175ZM74 174L75 175L77 174V176L75 177ZM217 174H219L220 177ZM51 175H52V179H53L52 181H54V182L51 181ZM72 175H73V177H72ZM106 175H107L108 179L106 178ZM215 175H217V176H215ZM153 176H155L154 177L155 179L153 178ZM19 177H21V178H19ZM138 177H140V178H138ZM229 177H231V178H229ZM77 178L79 180L77 182H75ZM122 178L124 179V181H123ZM219 178H220V180H219ZM221 178L223 179L222 181H221ZM235 178H238V177H235ZM61 179H63V180H61ZM67 179L71 180V182L68 181ZM88 179H90V180L88 181ZM98 179H100V180H98ZM207 179H210V180H208V182H207ZM227 179H228V181H226ZM60 180L63 181V182L61 183ZM43 181L46 182V183L44 184ZM72 181H73V184H71ZM96 181H97V183H96ZM152 181H154V182H152ZM101 182L102 183L104 182V183L101 184ZM69 183H70V185H69ZM86 184H87V186H85ZM93 184L96 185V187ZM161 184H162L163 188L161 187ZM204 184H205V187H204ZM64 185H65V187H64ZM68 185L70 186L69 187L70 189L68 188ZM107 185L109 186L108 189H110L112 191L115 190V191H113V194H111L112 192L111 193L109 192L110 195L113 198L110 195H108L109 193L107 194V191H109L106 188ZM158 185H160V186L157 187ZM36 186H38V187H36ZM58 186H59V188H58ZM63 187H64V189H63ZM184 187H186V186L184 185ZM49 188H51V191L48 192ZM65 188H66V190H65ZM72 188L74 189V193H71V192H73ZM158 188H160V189H158ZM97 191H98V193H97ZM69 192L71 193V195L73 194L72 197H71ZM54 193H55V196H54ZM50 194H52V196H54V197H52ZM57 194H58V196H57ZM105 194H107L106 197H103V195H105ZM18 196H19V200L17 199ZM22 196L24 198L23 201H22ZM25 196H26V198H25ZM41 196H42V198H40ZM61 196H63V197H61ZM34 198H36L35 201L31 200V199H34ZM53 199L54 200L56 199V200L54 201ZM62 199H64V200H62ZM48 200L49 201L53 200V202L51 201V202L48 203ZM31 201H33L36 206ZM70 202H72L73 205L75 204L74 205L75 207ZM109 202H110V206H109ZM12 203H14V204H12ZM15 203H16V205L18 203L17 207L15 206ZM31 203H33V204H31ZM37 203H38L39 206L37 205ZM51 203H53V204H51ZM6 204H8L9 206H7ZM10 205L11 206L13 205L12 208L10 207ZM22 205H25V207H23ZM14 207L16 208V210L14 209ZM20 207H21V209H20ZM60 208H62V211L60 210L59 212H57ZM64 208H65V212H64ZM92 208L97 209V207H92ZM19 209H20V211H19ZM66 209H67V211H66ZM23 210H24V212H23ZM14 211L15 212L17 211V212L14 213ZM41 211H43V212H41ZM53 211H54V213H53ZM4 212L6 213V215H5ZM59 213H61L62 215L60 216ZM8 214H9V216H8ZM16 214H18V215H16ZM65 214H69V215L64 217ZM72 215H73V217H72ZM11 216H12V218H11L12 222H11V220H9V218ZM83 216H82V218H83ZM20 219L22 220V224L20 223L21 222ZM23 219H24V221H23ZM17 221H18V223H17ZM14 223L16 225H14ZM6 224H7V226H6ZM13 226H14V228H13ZM18 226H21L20 229H19ZM22 226L25 229H21ZM17 231H18V233H17ZM29 233H30V235H29ZM249 234H250V237L255 238L258 235V230L256 229V227L251 228L249 230ZM20 235L22 237H20ZM88 239H89L88 241L90 243L89 245H95L96 244V243L95 244L93 243L94 241L92 240L93 239L92 236H90ZM25 241H28V242H25ZM8 243H10V244H8ZM11 244H13V245H11ZM41 245H42V241L41 240L38 243L33 244V248L35 247L36 252L38 251L36 254L40 253L39 251L43 247V246L40 247ZM39 247H40V250H39ZM9 248L11 249V251H9L10 250ZM12 252H14V253H12Z\"/></svg>",
	"mask_w": 264,
	"mask_h": 264
}]
</instances>
